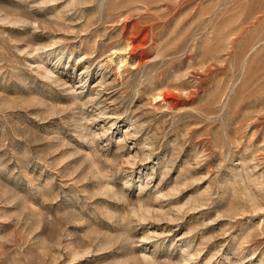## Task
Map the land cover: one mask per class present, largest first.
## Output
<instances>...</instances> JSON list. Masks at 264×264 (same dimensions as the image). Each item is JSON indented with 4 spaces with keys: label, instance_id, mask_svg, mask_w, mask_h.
<instances>
[{
    "label": "rangeland",
    "instance_id": "rangeland-1",
    "mask_svg": "<svg viewBox=\"0 0 264 264\" xmlns=\"http://www.w3.org/2000/svg\"><path fill=\"white\" fill-rule=\"evenodd\" d=\"M0 264H264V0H0Z\"/></svg>",
    "mask_w": 264,
    "mask_h": 264
}]
</instances>
